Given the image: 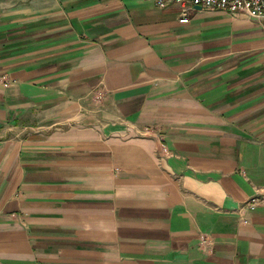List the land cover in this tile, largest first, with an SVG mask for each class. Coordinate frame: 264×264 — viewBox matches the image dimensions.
<instances>
[{"label":"crops","instance_id":"obj_1","mask_svg":"<svg viewBox=\"0 0 264 264\" xmlns=\"http://www.w3.org/2000/svg\"><path fill=\"white\" fill-rule=\"evenodd\" d=\"M180 17L0 0V264H264V18Z\"/></svg>","mask_w":264,"mask_h":264},{"label":"built area","instance_id":"obj_2","mask_svg":"<svg viewBox=\"0 0 264 264\" xmlns=\"http://www.w3.org/2000/svg\"><path fill=\"white\" fill-rule=\"evenodd\" d=\"M158 8L177 7L179 22L186 24L193 9L197 6L205 10L224 12L229 15L244 14L249 18H264V0H150ZM7 86V83H3ZM264 205V199L252 200Z\"/></svg>","mask_w":264,"mask_h":264},{"label":"water","instance_id":"obj_3","mask_svg":"<svg viewBox=\"0 0 264 264\" xmlns=\"http://www.w3.org/2000/svg\"><path fill=\"white\" fill-rule=\"evenodd\" d=\"M197 8L199 9V8H200V6H197Z\"/></svg>","mask_w":264,"mask_h":264}]
</instances>
